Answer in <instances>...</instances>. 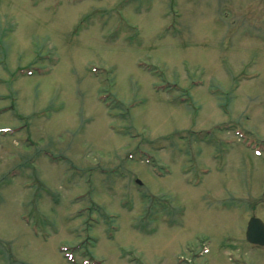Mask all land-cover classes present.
Listing matches in <instances>:
<instances>
[{
	"label": "rangeland",
	"instance_id": "374dc122",
	"mask_svg": "<svg viewBox=\"0 0 264 264\" xmlns=\"http://www.w3.org/2000/svg\"><path fill=\"white\" fill-rule=\"evenodd\" d=\"M0 129V264H264V0H0Z\"/></svg>",
	"mask_w": 264,
	"mask_h": 264
},
{
	"label": "water",
	"instance_id": "95a60500",
	"mask_svg": "<svg viewBox=\"0 0 264 264\" xmlns=\"http://www.w3.org/2000/svg\"><path fill=\"white\" fill-rule=\"evenodd\" d=\"M245 239L249 244L264 246V225L258 219L248 222Z\"/></svg>",
	"mask_w": 264,
	"mask_h": 264
}]
</instances>
